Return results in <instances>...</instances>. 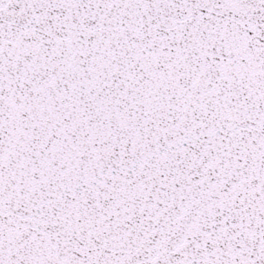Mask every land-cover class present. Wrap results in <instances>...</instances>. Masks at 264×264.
Segmentation results:
<instances>
[{"label":"snow or ice","instance_id":"6c2138e0","mask_svg":"<svg viewBox=\"0 0 264 264\" xmlns=\"http://www.w3.org/2000/svg\"><path fill=\"white\" fill-rule=\"evenodd\" d=\"M0 264H264V0H0Z\"/></svg>","mask_w":264,"mask_h":264}]
</instances>
